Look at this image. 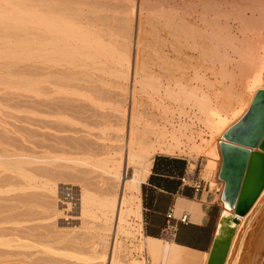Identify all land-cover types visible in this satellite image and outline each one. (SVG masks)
<instances>
[{"label": "rangeland", "instance_id": "rangeland-1", "mask_svg": "<svg viewBox=\"0 0 264 264\" xmlns=\"http://www.w3.org/2000/svg\"><path fill=\"white\" fill-rule=\"evenodd\" d=\"M23 1L26 10L23 26L8 34V45L0 46V112L32 110L40 114L44 110H54L50 113L55 114L66 110L65 114H69L74 122L72 127L66 125L67 128L73 130L71 133L79 132L76 137L85 136L87 132L84 131H88L87 145L94 153L113 148L122 157L127 126L135 125L145 131L146 142L150 145H173L176 148L170 155L182 156L189 161H207L203 180L209 183V188H222V183L217 181L220 161L201 154L202 145L215 133L196 100L205 97L215 105L216 97H220L232 104V108L235 106L234 97L241 92L246 95L244 88L252 78L257 75L264 84V0H114L101 21L90 16L85 8L79 13L67 10L70 13L66 11L67 14L64 9V12H56L57 15L63 13L61 17L69 22L66 23L69 29L75 25L72 30L80 28L81 32H86L95 23L96 35L104 38V43L110 48L129 53L130 60L134 53L135 32L139 30L135 68L140 77L134 80L133 99L138 101L136 110L140 117L134 118V113L132 119L133 108L129 118L131 68L128 67L127 79H118L117 71L121 66L108 56L107 59L105 56L88 59L84 55L88 54L87 48L81 41H72V35L63 34L65 43L60 44L63 50L55 56L56 69H59L55 75L59 77H49L43 82L45 77L39 73L41 60L38 54V36L41 34L35 17L39 9L38 0ZM138 17L142 22L140 27L137 26ZM85 35L80 36L85 38ZM262 87L264 89V85ZM192 111L207 132L205 136L199 133V141L185 135L190 125L184 122L178 123L168 134H164L165 128L158 130L159 123L186 117ZM136 119L138 123L135 124ZM6 120L8 124L13 123V120ZM33 120L32 123L37 125H49L52 119ZM69 133L63 135L70 138L73 134ZM155 154L160 153L156 151ZM93 160L89 161L93 166L88 163L86 167L68 163L67 166L74 171L62 176L61 182L57 181L55 194L42 188L26 192L30 200H26L21 211L28 209L32 215L38 214L32 218H49L32 223L49 236L48 241L51 242H46L53 249L51 254L38 255L40 264L108 263L113 236L108 234L104 239L106 246L101 244L96 203L92 202L96 184L102 181L100 168L103 165ZM61 165L66 166L62 161L37 164L43 171ZM81 171L89 172L83 174ZM131 175L132 170L129 169L128 177ZM83 192L89 198L86 201L89 210L86 206L85 215H81L80 205ZM12 194L15 193L9 195ZM117 194L119 187L116 197ZM240 229L228 264H264V200L242 220ZM119 239L121 245L115 258L118 264H126V261L144 264L142 258H147L146 250H136V240ZM171 247L165 245V251ZM103 255L105 261L101 262L99 257Z\"/></svg>", "mask_w": 264, "mask_h": 264}, {"label": "bare ground", "instance_id": "bare-ground-1", "mask_svg": "<svg viewBox=\"0 0 264 264\" xmlns=\"http://www.w3.org/2000/svg\"><path fill=\"white\" fill-rule=\"evenodd\" d=\"M113 1L114 0H38L39 9L35 12L36 14L34 13L39 35L41 34L38 36V54L41 60V66L40 69H38L39 73L45 77L43 82L49 77L53 78L54 76V78H58L59 76H57V74L55 75V73L58 72L57 70H59L58 68L56 69L58 66L56 64L58 63L55 60V56H57L56 53L63 50L61 49V45L65 43V40H63V34L72 35V41H81L85 45L88 54L85 53L84 55L89 57L88 59L96 60V56L99 59V56H108L112 58L117 66H121L117 71L118 79L123 81L127 79L128 67L131 68L129 118L132 113L131 109L133 108L134 110L132 109L133 113L131 115L132 119L134 113V118L140 117V115H137L138 110H136L138 101L133 99L135 90L134 80L140 75V72L135 68L139 45V30L135 32L134 41L132 43L134 53L133 58L130 60L129 53L127 54L119 49L114 50V48H110L109 44L108 46L104 43V38L102 39L101 36L99 37V34L96 35V24H92L95 18L99 19V21H101V19L103 20V14L109 12L112 8ZM84 8L90 16H95V18H93L94 20L91 19V21L93 20L91 22L92 28L89 25L90 30H86V32H81L78 27H76L78 28V31L76 29L72 30L75 25H72L69 29L70 26L67 25L69 22L63 19L64 17H61L63 13L61 15H57L56 13L59 10L62 12L63 9L65 12L68 10L70 12L79 13L82 12ZM121 13H124V11ZM25 14L26 10L23 0H0V46L4 47V45L10 43L8 40V34L12 30L15 31L23 26ZM141 24L142 22L138 17L137 26L139 25L140 27ZM75 31L78 32V34L79 32L82 34L86 33V37H81L80 35L82 34L78 35ZM60 73L62 74V72H59V74ZM263 85L262 79L256 75L248 82L246 88H244L245 93L247 92L246 95L241 92L242 94H237L238 96L236 95L234 97L235 106L232 108V104L222 101L219 99L220 97H216L215 105H211L210 100L205 97L196 100L197 105L206 115L209 127L215 133L202 145L200 150L203 157L215 158L216 161H220L218 145L221 142L222 134L242 116L247 109L253 94L257 90L263 89ZM4 111L5 112L3 113L0 112V264H40L39 254L53 253L52 246L46 242L50 239L49 236L40 231L38 225H34L37 221L48 220V216L43 219L37 218L38 216L32 218L33 215L38 214L34 213L32 215L31 211L28 209L21 211V208L25 207L26 200L29 199L26 192L42 188V190H46L48 193L55 194L57 183L59 180L60 182L62 181V176L65 174L68 176L71 171H74L73 168L67 166L68 163L84 165V167H86L91 164L89 161L93 159L96 160L95 157H98L97 160L100 162V165H103V168H100L103 174L101 176L102 181L97 182V191H95L92 196V202L96 203L97 208V213L95 212L96 220L100 223V227L97 229L100 232L98 233V237L102 242L100 243L103 244L105 241L104 239H106L108 234L113 236V240L110 243L107 264H118L115 258L121 245L119 237H124L126 239L131 238L133 241L136 240L137 245L135 246V249L138 251H144L146 249L149 251V246L146 245L147 239L143 236L141 231L142 217L140 215L141 199L139 197V186L149 172L148 169L155 152L157 151L160 154H170L176 147L173 145L166 146L160 143H157L158 145L156 144L155 146L153 144L150 145L146 142L145 131H142L132 124L130 127L129 124L127 126L128 135L125 140V153L123 157L113 148H103L104 150L101 149L102 151L100 150V153L98 151H95L96 153H94V150L87 145L88 142L86 139L88 138V131H84L87 132V134L85 133V136L76 137V134L79 132L71 133L73 130L67 128L68 126L66 125L71 126L74 122L73 119L71 120V118L68 117L69 114H65L66 110L64 112L59 110L61 112L57 111L55 114L50 113L54 110H50V112L44 110L43 112L41 111V113L39 112L40 114L36 113L34 110V112H32V110ZM190 113H192V117H189ZM49 117L52 119L49 122V125H37L34 124L35 122L32 123L34 118L48 119ZM6 119H10V122L13 120V125L11 123L8 124ZM131 119H128L129 123ZM174 119L173 122L172 119H170L169 121H171V123H167L169 129L165 127L166 125L160 126L159 124L158 130L165 128L167 131L164 130V134H168L170 133L169 131H172V128L175 130L174 127H177L178 123L181 124L184 122L188 124L185 119H194L202 130H199V132L188 130L185 135L194 141H199V133L204 136L207 135L204 127L197 122L196 113L193 111L189 112L186 117H175ZM136 123H138L137 119L135 120V124ZM69 131V134L73 135H70V138H68V136L65 137L63 134L65 133L67 135V132ZM76 140L79 142L77 141V144H74V141ZM79 143L82 144L78 145ZM184 143H186L185 140ZM97 160L95 163H98ZM56 161H62L66 166L61 165L58 167H52L49 171H43L37 166L39 163ZM129 169L132 170L131 177H128ZM84 170L86 169L84 168ZM66 171L69 172L65 173ZM81 172L83 174H88L89 171ZM56 177L61 179H56ZM118 184L119 186H117ZM118 187L119 195L117 194L116 197ZM10 193L15 194L9 195ZM87 197L86 192L81 193V215H85L86 213V206L88 205L86 201L89 199ZM263 200L264 189L248 213L239 218V223L232 238L225 264H228L230 261L233 244L241 230L242 220L263 203ZM223 207L224 210L222 214H228V206L224 203ZM87 209L89 210V207ZM92 215L95 216L93 213ZM58 242L60 243L63 241ZM106 244L107 243H104L103 245L106 246ZM38 248H41V250H36ZM172 249L175 252H178L179 250L175 246L172 247ZM31 250L36 251L32 252ZM165 254L166 256L173 258L179 257L178 254L170 253L169 251H165ZM99 258L101 262L105 261L104 255ZM190 259H192V257ZM126 264L143 263L140 261H126Z\"/></svg>", "mask_w": 264, "mask_h": 264}, {"label": "crops", "instance_id": "crops-1", "mask_svg": "<svg viewBox=\"0 0 264 264\" xmlns=\"http://www.w3.org/2000/svg\"><path fill=\"white\" fill-rule=\"evenodd\" d=\"M207 166V161H189L175 154L153 156L149 172L139 186L141 231L149 246V251H145L148 264H205L218 218L224 210L219 199L221 189L209 188L195 194L180 179L189 169H193L189 179H203ZM182 214L187 216L186 224L178 222ZM167 225L172 227L169 231L165 229ZM169 244L179 249L169 250L178 254V258L166 256L165 245Z\"/></svg>", "mask_w": 264, "mask_h": 264}, {"label": "water", "instance_id": "water-1", "mask_svg": "<svg viewBox=\"0 0 264 264\" xmlns=\"http://www.w3.org/2000/svg\"><path fill=\"white\" fill-rule=\"evenodd\" d=\"M218 148L219 199L229 213L218 218L205 264H225L239 218L264 189V89L253 94L242 116L222 134Z\"/></svg>", "mask_w": 264, "mask_h": 264}, {"label": "built area", "instance_id": "built-area-1", "mask_svg": "<svg viewBox=\"0 0 264 264\" xmlns=\"http://www.w3.org/2000/svg\"><path fill=\"white\" fill-rule=\"evenodd\" d=\"M126 108H127V103H126V106L124 109L126 110ZM189 117H192V113H190ZM174 120L175 119L173 118L172 122ZM185 121L190 125V129H189L190 131L199 132V130H202V128H200V126L194 121V119L193 120L185 119ZM167 123H171V121L168 120L166 123H159V124H160V126L166 125L165 127L167 129H169ZM202 132H204V131H202ZM190 171H193V169L192 170L189 169V172L180 179L181 183L189 184L190 188L193 190V192L195 194H200L202 191H207L209 189V183L207 181H204L203 179H199V180L189 179L188 176L191 174ZM166 218L170 219V215H167ZM178 222L180 224H186L187 223V216L185 214H182L180 216V218L178 219ZM170 228H172V227L167 225V227L165 229L167 231H169ZM142 259L144 261V264H148V260L146 257H144Z\"/></svg>", "mask_w": 264, "mask_h": 264}]
</instances>
